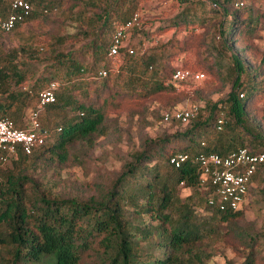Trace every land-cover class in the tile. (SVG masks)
<instances>
[{"label":"trees","instance_id":"trees-1","mask_svg":"<svg viewBox=\"0 0 264 264\" xmlns=\"http://www.w3.org/2000/svg\"><path fill=\"white\" fill-rule=\"evenodd\" d=\"M26 1L31 7L41 3V0ZM98 1H87V4L95 7ZM135 1L103 0L105 6L93 14L94 21L100 24L98 32L95 28L92 30L94 37L89 45L93 60L99 61L102 57L106 60L112 34L118 25L136 11ZM182 1L184 6L171 20V26L194 25L197 22L202 25L208 19H215L211 23L217 27L215 39L218 41H214V46L210 44L214 54L212 65L222 67L230 80L226 97L213 103L205 100L206 104L202 107L191 105L198 106V112L184 124L181 133L148 140L139 151L132 153L131 161L124 165L102 196L81 201L49 193L36 194L25 185L27 180L23 176H13L3 171L8 164L14 166L46 151H61L73 138H88L99 130L102 120L99 109L84 104L74 106L75 103L67 95H58L59 84L49 80L44 88L50 82L58 84L55 100L44 107L39 118L45 109L52 110L51 121L68 104L74 106L72 109L82 112L77 121L63 122L62 128L56 126L51 129L50 121L43 125L39 119L40 126L49 134L45 143L29 155L18 149L16 155L0 169V264H82L80 255L93 246L91 250L99 256L97 264H204L203 260L209 255L199 247L203 238H214L219 234L218 228L222 224L241 217L251 193L264 195V174L258 168L251 178L240 210L218 212L211 209L206 204L209 185L199 184L194 162L198 154L225 156L238 148H245L250 153L262 151L264 108L256 116L248 107L257 94L264 93V56L255 58V52L251 44L246 42L245 36L257 24L264 23V0ZM127 2L130 4L125 9ZM239 2L243 4L242 8L235 7ZM47 10L42 8L41 12L46 14ZM8 13L7 3L0 0V17ZM110 13L115 17L111 19ZM33 16L32 7L30 14L11 31L0 33L13 32ZM104 30L103 39H100L99 34ZM138 34H143L142 28L130 31L127 47L119 54L120 65L111 73L115 77L124 75L125 85L133 87L134 92L143 96L165 90L175 91L166 82L176 69H189L169 66L166 61L171 55L170 48L165 46L139 52L142 41L133 42L134 36ZM129 48L132 54L127 53ZM57 56L66 59L63 86H67L87 68L82 62L71 61V52L64 55L57 52ZM65 59L57 64H62ZM92 67L89 66V70ZM11 70L15 71L13 66L7 68V71ZM102 70L106 71L104 77L99 76ZM6 73V69L0 70L2 86L8 78ZM13 74L16 75V72ZM49 74V79H54L52 72ZM109 74L110 69L106 64L95 70L93 77L102 79L101 85H104ZM21 80L18 76L15 83ZM44 88H39L37 94ZM17 96L9 94L8 98L15 99ZM9 107L10 104L4 109L8 110ZM178 109L168 107L161 111L158 116L160 123L182 125L175 121L164 123L162 120L164 112ZM0 110V118L5 117L3 108L0 107ZM204 112L206 115L203 118ZM218 119L222 121L220 130L216 129ZM12 122L16 128L26 127V120ZM55 135L58 137L53 143ZM180 142L184 146L178 149L176 143ZM50 143L51 146L46 148ZM175 154L188 155V160L179 168L169 164V158ZM179 187L188 189L189 194L181 197ZM197 212L203 214L198 215ZM262 233L264 235V227ZM247 240L246 255L240 264H255L256 238L247 237Z\"/></svg>","mask_w":264,"mask_h":264},{"label":"rangeland","instance_id":"rangeland-1","mask_svg":"<svg viewBox=\"0 0 264 264\" xmlns=\"http://www.w3.org/2000/svg\"><path fill=\"white\" fill-rule=\"evenodd\" d=\"M87 1L92 0H41L40 4L32 6V19L13 32L0 33V70L6 69L8 75L4 85H0V107L5 111V117L14 122H27L39 88H44L49 80L59 84L58 95H67L75 103L74 106L91 105L99 109L102 116L99 130L88 138H73L61 151L35 154L22 163L6 165L3 171L13 176H23L27 180L25 185L36 194L49 193L81 201L102 196L124 165L131 161L132 153L139 151L148 140L183 131L184 125L160 123L158 116L161 111L168 107L185 109L193 104L202 107L206 104L205 100L217 102L226 97L230 85L223 68L212 65L214 54L211 45H216L214 41H218L215 39L217 27L211 23L215 19H208L202 25L197 22L173 27L171 20L182 10V0H136L134 8L140 14L143 33L133 38L135 43L142 41L138 51L147 52L151 48L165 46L170 48L171 55L166 61L169 66H181L205 75L202 82L188 83L179 90H165L148 96L137 94L133 87L125 85L124 75L115 77L111 73L114 72L113 66L103 57L99 61L93 60L89 47L94 37L92 30L95 28L98 32L100 29L93 14L100 12L105 4L100 0L95 7H91ZM129 4L127 2L124 8L127 9ZM42 8L49 10L43 14ZM200 16L205 17L204 14ZM114 17L110 13V18ZM104 34L105 30L99 34L100 39ZM245 40L251 44L255 58L264 56L263 21L245 36ZM57 52L62 55L71 52V61L87 65L85 71L67 86H63L66 59L57 56ZM62 59H65L63 63L57 64ZM106 64L110 74L106 83L101 85L103 80L93 76L95 70ZM10 66L15 71H7ZM89 66H93L91 70ZM50 72L54 79H49ZM18 76L22 80L15 83ZM9 94L18 96L10 99ZM8 104L10 109L5 110ZM68 105L51 121L52 110L45 109L40 122L44 125L50 121L49 128L52 129L56 126L62 128L63 122L69 120L77 121L82 111ZM262 108L264 93L257 94L248 107L256 116ZM205 115L206 112L202 117ZM57 137L55 135L52 142ZM183 146L182 142L176 143L178 149ZM178 193L184 197L189 190L179 187ZM263 227L264 195L254 192L247 198L241 217L222 224L214 238H203L199 247L209 255L203 263L240 264L248 248L247 237H255V264H264ZM91 249L80 255L82 264L98 263L99 256Z\"/></svg>","mask_w":264,"mask_h":264},{"label":"built area","instance_id":"built-area-1","mask_svg":"<svg viewBox=\"0 0 264 264\" xmlns=\"http://www.w3.org/2000/svg\"><path fill=\"white\" fill-rule=\"evenodd\" d=\"M5 2L8 5L9 13L5 17H0V31L9 32L30 14L32 7L26 0H5ZM235 7L242 8L243 4L236 3ZM141 24L140 14L136 10L124 23L115 28L106 52V60L113 66L114 71L120 65L119 54L127 47L130 31L141 29ZM127 53L132 54V50L129 48ZM105 75V70L99 72L100 77ZM203 79L202 73L176 69L166 84L179 90L188 83L201 82ZM57 87L56 82H50L37 94V102L28 115L25 128H16L7 117L0 118V169L16 155L18 149L23 154L29 155L45 143L49 134L40 126L39 115L46 105L54 102ZM241 96L239 95V97ZM198 109L199 107L194 105L185 109L164 112L162 120L164 123L175 121L184 125L196 115ZM221 124V119H218L216 121L217 130H220ZM187 160V154H175L169 158V164L173 168H179ZM194 162L199 174V184L209 185L210 188L206 200L207 206L218 212H234L241 209L248 186L251 184V178L256 170L261 168L264 174V145L262 151L258 153H250L245 148H238L225 156L215 153L198 154L194 158Z\"/></svg>","mask_w":264,"mask_h":264}]
</instances>
